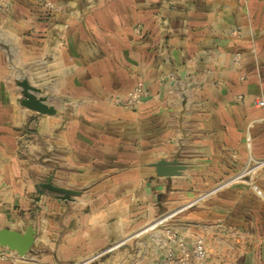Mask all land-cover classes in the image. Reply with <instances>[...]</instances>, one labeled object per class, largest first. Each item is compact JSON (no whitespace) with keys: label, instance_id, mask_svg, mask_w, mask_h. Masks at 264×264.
Returning a JSON list of instances; mask_svg holds the SVG:
<instances>
[{"label":"crops","instance_id":"crops-1","mask_svg":"<svg viewBox=\"0 0 264 264\" xmlns=\"http://www.w3.org/2000/svg\"><path fill=\"white\" fill-rule=\"evenodd\" d=\"M22 80L59 113L23 107ZM137 86L134 110L111 104ZM250 158H264V0H0V228L37 230L0 264H156L150 228L171 213L204 264H264V172L261 196L234 180ZM161 160L186 170L160 178Z\"/></svg>","mask_w":264,"mask_h":264},{"label":"built area","instance_id":"built-area-1","mask_svg":"<svg viewBox=\"0 0 264 264\" xmlns=\"http://www.w3.org/2000/svg\"><path fill=\"white\" fill-rule=\"evenodd\" d=\"M53 9L50 5H47ZM240 55H236L233 59L235 64L240 61ZM149 97V92L143 86H137L128 93L126 97L115 95L111 99V104L114 107L124 110H134L142 100ZM250 144V139H247ZM264 172V158H250L246 167L240 172L234 180H247L258 195H262L258 186L255 184V176ZM174 216H163L150 228L154 232L151 241L154 249L164 251L165 255L160 258L156 264H204L209 258L208 249L203 239H196L193 243L188 242L179 235L177 226L172 223ZM2 259L9 258L13 262L20 257L15 252L9 251L7 254H1Z\"/></svg>","mask_w":264,"mask_h":264},{"label":"water","instance_id":"water-1","mask_svg":"<svg viewBox=\"0 0 264 264\" xmlns=\"http://www.w3.org/2000/svg\"><path fill=\"white\" fill-rule=\"evenodd\" d=\"M18 87L22 90L23 100L21 105L26 109L41 115L55 116L59 112L52 106H48L47 100L40 95V90L31 86L27 80L18 82ZM156 168L157 176L160 178L178 177L183 174L186 167L178 160H161L153 165ZM42 188L56 193L64 201H73L80 196V192L67 190L55 186L52 180L42 184ZM37 230L33 226L26 228L24 232L0 228V247L17 253L21 258L25 257L33 248L36 242Z\"/></svg>","mask_w":264,"mask_h":264},{"label":"rangeland","instance_id":"rangeland-1","mask_svg":"<svg viewBox=\"0 0 264 264\" xmlns=\"http://www.w3.org/2000/svg\"><path fill=\"white\" fill-rule=\"evenodd\" d=\"M170 215H172V213L171 214H168L167 216H170Z\"/></svg>","mask_w":264,"mask_h":264},{"label":"bare ground","instance_id":"bare-ground-1","mask_svg":"<svg viewBox=\"0 0 264 264\" xmlns=\"http://www.w3.org/2000/svg\"><path fill=\"white\" fill-rule=\"evenodd\" d=\"M171 216V215H170Z\"/></svg>","mask_w":264,"mask_h":264}]
</instances>
